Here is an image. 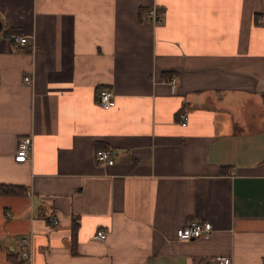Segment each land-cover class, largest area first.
<instances>
[{
    "label": "crops",
    "instance_id": "obj_1",
    "mask_svg": "<svg viewBox=\"0 0 264 264\" xmlns=\"http://www.w3.org/2000/svg\"><path fill=\"white\" fill-rule=\"evenodd\" d=\"M0 21V186L23 189L0 191V264H264V0H0ZM192 220L213 231L179 240Z\"/></svg>",
    "mask_w": 264,
    "mask_h": 264
},
{
    "label": "built area",
    "instance_id": "obj_2",
    "mask_svg": "<svg viewBox=\"0 0 264 264\" xmlns=\"http://www.w3.org/2000/svg\"><path fill=\"white\" fill-rule=\"evenodd\" d=\"M163 20H164V14L156 8L149 9L143 16V21H146V22H151V23L157 24V23H162ZM10 39L15 45H19V46L26 45L29 42L28 37L22 36L19 34H12L10 36ZM24 80L27 83H30V82H32V76L27 75L24 78ZM171 83H172L171 88L173 91L175 89V85H174L175 80L173 79L171 81ZM98 104L104 109H109V108L114 107L116 105L115 93L108 88H102L99 91ZM188 120H189V116L187 113H182L180 115V123L182 126H184V127L187 126ZM32 150H33V138H32V136H30V135L24 136L18 140L16 154L19 157H29L32 154ZM95 158H96V161L98 162V164H100V165H113L115 162L113 155H112V152L108 148L96 150ZM52 223H53V225L56 226V225H58L59 221L56 217H53ZM212 231H213V226L210 222L192 220V221H189L185 225L178 228L177 237L179 240L187 241V240H191V239H196V238L208 236L211 234ZM107 236H108V231L101 229V230H98L96 232V234L94 235V238L104 240L107 238ZM19 244L21 246L20 251L18 253L20 258L21 259H30L31 258L30 249L28 250V248H27L28 247V238H26V237L21 238ZM211 262H212V264H232V259H231V257H228V256H220Z\"/></svg>",
    "mask_w": 264,
    "mask_h": 264
},
{
    "label": "trees",
    "instance_id": "obj_3",
    "mask_svg": "<svg viewBox=\"0 0 264 264\" xmlns=\"http://www.w3.org/2000/svg\"><path fill=\"white\" fill-rule=\"evenodd\" d=\"M6 35H7V33H6ZM104 148H106V147H101V148H99V149H104ZM98 149V150H99ZM0 188H1V193H4V194H8V195H10V194H21L22 192H23V189L22 188H19V187H11V186H0ZM10 258L15 262L16 261V259L17 260H20V259H18V256L17 255H14V254H11L10 255ZM21 261H19V263H20Z\"/></svg>",
    "mask_w": 264,
    "mask_h": 264
},
{
    "label": "water",
    "instance_id": "obj_4",
    "mask_svg": "<svg viewBox=\"0 0 264 264\" xmlns=\"http://www.w3.org/2000/svg\"><path fill=\"white\" fill-rule=\"evenodd\" d=\"M2 30V22L0 21V31Z\"/></svg>",
    "mask_w": 264,
    "mask_h": 264
}]
</instances>
